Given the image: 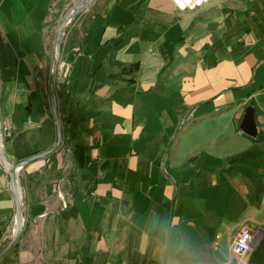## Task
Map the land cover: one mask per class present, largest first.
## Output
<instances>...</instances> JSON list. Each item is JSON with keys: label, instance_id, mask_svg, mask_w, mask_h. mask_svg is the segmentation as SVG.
Masks as SVG:
<instances>
[{"label": "crops", "instance_id": "1", "mask_svg": "<svg viewBox=\"0 0 264 264\" xmlns=\"http://www.w3.org/2000/svg\"><path fill=\"white\" fill-rule=\"evenodd\" d=\"M55 1L0 0L24 228L0 264H264V0H94L62 44L63 139ZM16 205L0 158V252Z\"/></svg>", "mask_w": 264, "mask_h": 264}, {"label": "built area", "instance_id": "2", "mask_svg": "<svg viewBox=\"0 0 264 264\" xmlns=\"http://www.w3.org/2000/svg\"><path fill=\"white\" fill-rule=\"evenodd\" d=\"M94 0H88L84 7L77 12L78 7L82 0H60L55 1L51 8L52 16H58V31L62 27L61 33V44L64 43L66 35L69 28L74 23L75 19L81 15L88 12L92 2ZM178 9L180 10H193L202 6L205 2L209 0H174ZM68 31L65 32V29ZM58 32L55 38V43L58 41ZM54 112L56 113V107L53 105ZM3 140V136H0ZM23 212V207H22ZM255 239V234L250 226H243L235 237V252L242 256L252 249L253 242ZM239 264H248L245 261H241Z\"/></svg>", "mask_w": 264, "mask_h": 264}, {"label": "water", "instance_id": "3", "mask_svg": "<svg viewBox=\"0 0 264 264\" xmlns=\"http://www.w3.org/2000/svg\"><path fill=\"white\" fill-rule=\"evenodd\" d=\"M88 0H82V2L80 3V6L77 9V12L81 10L82 7L85 6V4L87 3ZM68 31V28L65 29V32ZM61 33H62V27L59 29L58 31V41L56 43V53H57V57H56V61L54 63V75H53V87H52V103L54 105V107H56V89H57V76H58V72H59V62L61 59V55H62V44H61ZM254 113H255V109L250 107L246 110V114H245V119H244V126L246 128V132L249 134H252L251 129H249L250 125L253 123L254 124ZM56 116V122L58 124V128H59V133L60 135L62 134V129H61V124H60V120L57 116V114L55 113ZM0 136H2V122L0 120ZM54 149L44 152L42 153L40 156H44L47 155L49 153H51ZM3 158H5L8 162V158L6 157V155L1 152L0 154ZM20 164H14L11 163V167H10V174H11V185L12 188L14 190V192L16 193L17 196V214H16V228L13 231V234L11 235L10 241L7 244V246L0 252V259H2L4 257V255L12 248V246L16 243V241L18 240V238L20 237V235L23 232V215H22V203L18 197L17 194V184H16V174L18 176V170H19Z\"/></svg>", "mask_w": 264, "mask_h": 264}, {"label": "bare ground", "instance_id": "4", "mask_svg": "<svg viewBox=\"0 0 264 264\" xmlns=\"http://www.w3.org/2000/svg\"><path fill=\"white\" fill-rule=\"evenodd\" d=\"M1 152L4 153V147H3V140H1V138H0V154H1ZM0 156H1V155H0ZM0 158H1L2 163L6 166L7 170L9 171V170H10V167H11V163L8 162V161H7L5 158H3L2 156H1ZM16 184H17V194H18V197H19V199H20V201H21V191H20L19 180H18V176H17V174H16ZM15 228H16V224H15V226H14V230H15Z\"/></svg>", "mask_w": 264, "mask_h": 264}, {"label": "trees", "instance_id": "5", "mask_svg": "<svg viewBox=\"0 0 264 264\" xmlns=\"http://www.w3.org/2000/svg\"><path fill=\"white\" fill-rule=\"evenodd\" d=\"M61 135H62L61 137H62V139H63V136H64V131H63V130H62V134H61Z\"/></svg>", "mask_w": 264, "mask_h": 264}]
</instances>
